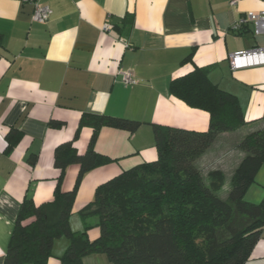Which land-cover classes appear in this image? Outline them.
Listing matches in <instances>:
<instances>
[{
	"label": "crops",
	"instance_id": "crops-1",
	"mask_svg": "<svg viewBox=\"0 0 264 264\" xmlns=\"http://www.w3.org/2000/svg\"><path fill=\"white\" fill-rule=\"evenodd\" d=\"M38 1L51 9L45 23L31 20V3L0 0V264L22 201L52 199L58 174L54 149L74 137L83 112L129 117L142 125L132 134L100 129L94 149L114 160L83 175L72 205V230L81 228L75 214L100 183L156 158L150 123L207 128L206 111L170 94L173 77L211 65L210 80L241 105L248 122L217 134L195 161L203 173L220 169L227 186L244 155L237 143L264 122V65L232 69L228 59L232 52L264 46V35L230 30L244 12L264 9V0H239L234 6L230 0ZM105 22L111 24L106 31ZM191 50L192 60L182 63ZM126 70L135 84L122 81ZM90 134V126L80 127L73 141L78 152L86 150ZM8 136L17 140L6 151ZM77 172V164L66 167L62 189L72 187ZM244 197L254 203L264 198V163ZM97 233L95 228L89 236ZM67 244L56 239L47 264H60ZM82 263L113 264L103 253L85 255ZM244 264H264V228Z\"/></svg>",
	"mask_w": 264,
	"mask_h": 264
},
{
	"label": "trees",
	"instance_id": "trees-1",
	"mask_svg": "<svg viewBox=\"0 0 264 264\" xmlns=\"http://www.w3.org/2000/svg\"><path fill=\"white\" fill-rule=\"evenodd\" d=\"M192 55L193 50L181 62L191 61ZM211 68L195 65L169 83L172 96L208 113L207 128L150 123L156 158L100 183L93 200L79 210L82 228L72 230L69 219L83 175L114 160L94 149L100 129L132 134L142 125L129 117L83 112L74 137L54 149L58 174L52 199L41 204L22 201L3 264H47L58 238L68 241L60 264H83L82 258L91 253H103L113 264H244L264 228V198L254 203L244 197L264 163V122L237 143L244 155L221 198L224 173H203L195 161L217 134L248 121L237 97L210 80ZM83 125L90 126L91 134L80 153L73 141ZM16 140L8 136L5 150ZM70 164H77L78 172L72 187L64 190L61 182ZM92 226L98 231L93 238L88 232Z\"/></svg>",
	"mask_w": 264,
	"mask_h": 264
},
{
	"label": "built area",
	"instance_id": "built-area-1",
	"mask_svg": "<svg viewBox=\"0 0 264 264\" xmlns=\"http://www.w3.org/2000/svg\"><path fill=\"white\" fill-rule=\"evenodd\" d=\"M238 1L230 0L229 3L234 6ZM21 2L31 3L33 5L31 14L32 21L37 23H45L48 21L51 14L49 6L39 3L38 0H21ZM109 28H111V24L108 22L102 25V30L104 31ZM244 29H250L255 35H264V9L258 12L248 10L230 25V30L234 33H239ZM228 59L232 69L264 65V46L232 52L228 55ZM122 81L126 85L137 82L129 70L123 71Z\"/></svg>",
	"mask_w": 264,
	"mask_h": 264
},
{
	"label": "rangeland",
	"instance_id": "rangeland-1",
	"mask_svg": "<svg viewBox=\"0 0 264 264\" xmlns=\"http://www.w3.org/2000/svg\"><path fill=\"white\" fill-rule=\"evenodd\" d=\"M224 187H225V186H224ZM224 187H223L220 191H218V195H219L221 198H225V197H226V195H227V191H226V190H227V188H229V187H227V185H226L225 188H224ZM93 198H94V196H93ZM93 198H92V200H93ZM92 200H91V201H92ZM75 215L78 216L77 220L79 219L78 221H79L80 226H81V228H82L83 225H82V221H81V218H80V216H79V213H78V214H75ZM70 217H72V222H73V219H74L73 217H74V216L71 215ZM69 220H70V219H69ZM77 220H76V221H77ZM94 220H95V219L92 218V219L88 220L87 222H88V223H93ZM95 228H96V227H93V226H92V227H90V228L88 229V232H89L90 235L93 233V231H94ZM73 230H74V229H73Z\"/></svg>",
	"mask_w": 264,
	"mask_h": 264
}]
</instances>
